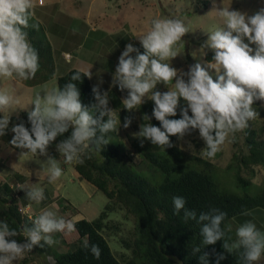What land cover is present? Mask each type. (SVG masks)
<instances>
[{
	"label": "clouds",
	"instance_id": "9594fccd",
	"mask_svg": "<svg viewBox=\"0 0 264 264\" xmlns=\"http://www.w3.org/2000/svg\"><path fill=\"white\" fill-rule=\"evenodd\" d=\"M33 8L34 0H0V78L26 81L33 79L39 70V54L26 31L29 27L39 28L37 24H30ZM217 14L225 27L211 31L206 44L214 51V63L209 67L218 74L215 82L199 63L191 66L187 73H178L170 62H166L178 56L179 48L184 47L182 37L189 31L179 18L153 20L150 30L139 38L144 53L140 54L132 44H128L119 57L113 86H118L121 92L127 90L128 95L122 104L130 112L141 106L145 97L154 102L152 115L161 127L144 123L136 135L163 151L174 146L170 136L182 140L190 130L198 129L206 144L205 155L214 158L226 141L235 140L236 133L246 129L249 121L259 115L253 104L256 100H264V8L247 15L223 7ZM245 38L248 43L244 42ZM250 45H255V48ZM133 52L137 53L134 59L131 56ZM221 70L223 75L219 74ZM184 75L188 77L187 82ZM84 76L91 79V72L88 70ZM80 80L79 72L71 76V81ZM158 84L165 85L168 91H154ZM92 91L97 103L89 109L81 103L76 83L68 82L63 89L58 86L46 88L43 95L37 94L32 101L35 107L28 113L31 130L23 123L13 126L11 145L27 150L21 156L47 155L49 145L71 130L70 136L56 146L65 164H83L87 154H99L109 143L107 134L117 130L118 121L114 117L115 111L108 107V92L101 94L99 87ZM180 98L187 101L188 108L182 111L181 119H169L177 115ZM15 103L12 95L0 91V113H6ZM144 120L149 121V117L145 115ZM131 123V119L125 118L123 127L128 128ZM8 125L9 115H4L0 119V137L6 134ZM62 175L60 162L49 158L40 179L47 177L48 183L55 184ZM16 187L25 190L27 199L36 204L46 199L40 183L30 186L17 184ZM172 203L175 214L183 211L185 222L191 220L201 225L203 245L223 241V249L228 253L242 250L244 264H254L264 254V232L258 230L254 223L249 221L239 226L236 239L232 240L227 235L231 232V225H227L226 230L222 228L227 215L225 212L214 208L197 215L195 210L186 207L185 198L180 196L173 197ZM74 231L75 218L66 220L47 208L34 218L30 227L24 225L20 232L10 228L7 221L0 222V264H14L34 246L58 244L60 241L54 238L55 234L67 235ZM21 232L25 237L24 243L8 239ZM84 248L90 249L95 259H100V247L89 245L87 237ZM192 254H199L200 264H208V253L201 247H194ZM224 258L218 255L217 264Z\"/></svg>",
	"mask_w": 264,
	"mask_h": 264
},
{
	"label": "trees",
	"instance_id": "16d2710c",
	"mask_svg": "<svg viewBox=\"0 0 264 264\" xmlns=\"http://www.w3.org/2000/svg\"><path fill=\"white\" fill-rule=\"evenodd\" d=\"M30 24L39 26L38 30L32 27L26 29L29 41L39 54V70L33 79L14 80L26 87H36L55 77L56 65L52 45L43 27L33 18H31ZM129 36L125 35L120 38L123 46L128 43ZM112 49L116 52L115 54H118L115 44L112 45ZM213 57L214 53L207 54L205 60L212 62L214 61ZM77 72L81 74V80L71 81V76ZM84 74L76 69L69 70L64 76L57 79L56 84L63 89L68 82L76 83L80 91L81 103L91 109L97 101L90 79ZM155 91L160 92V88L157 87ZM108 95L115 116L121 120L131 119L133 130L139 133L140 127L144 123L161 127L159 121L155 120L152 115L155 105L150 99L145 100L141 106L130 112L122 104L119 88L109 90ZM187 108V101L180 98L177 115L169 117V119H181L182 111ZM262 113L264 114V112ZM188 114L192 115L190 109H188ZM145 115L149 117V121L144 120ZM2 118L3 115L0 113V119ZM104 119L106 121L107 117ZM20 123H23L29 131L31 130L28 112L21 111L18 115L9 118L8 129L6 134L0 137V141L14 151L27 152L26 149L15 148L10 143L14 137L11 129ZM70 134L71 130L58 136L49 145L47 151L50 152L51 158L61 157L56 146ZM107 138L109 143L103 146V150L99 154L89 153L84 157L83 164H74L73 166L78 178L101 192L106 197L107 203L94 220L75 221L76 231L67 235L58 233L61 243L66 245L65 252H59L52 246H35L37 255L42 259L45 255L52 256L54 264H200L199 254L195 256L192 254V249L199 246L203 252L208 253V264H217L218 255L225 257L219 261V264H244L241 259L242 250L228 253L223 249V241H217L214 245H203L201 225L191 220L185 222L183 211L175 214L172 200L176 196L185 198L186 207L195 210L197 215L209 212L214 208L225 212L226 219L222 223V228L225 230L228 222H233L239 227L250 221L263 232L262 224L254 221L253 216L257 212L264 214V187L260 188L259 193L254 196L228 193L222 185L223 172L221 173L220 169L210 160L179 148L176 145L177 136L169 137L174 146L163 151L149 140L136 135L134 139H129L134 153L141 157V161L146 166L161 177L158 183L152 184L138 171L128 155L126 144L119 138L116 131L108 133ZM233 143L234 151L224 171L225 173L234 172L233 179L237 187H253L252 179L255 176L256 167L264 166V141L257 138V132L248 124L245 129L244 143L240 146L236 137ZM13 178L22 180L23 183L27 180L18 173ZM24 204L25 202H22L17 193L13 191L10 183L0 176V222L7 221L10 228L18 232L24 225L30 227L32 221L21 210ZM66 205L67 209H70L71 204L66 202ZM118 210H124L134 218L135 238L132 242H124L125 247L131 250L132 256L122 261L113 254L102 235L104 230L118 229V226L109 220V216ZM71 217L74 216L70 215L65 219L69 220ZM71 235L77 239L76 244H73L72 247L67 246V243L68 245L71 243L67 241V236ZM227 235L232 240L236 239V233L234 235L228 232ZM85 237H87L89 245L96 244L100 247L101 257L99 260L94 258L90 249L84 248ZM8 239H15L17 243L25 242L22 232L20 235ZM26 261L27 259H24V262Z\"/></svg>",
	"mask_w": 264,
	"mask_h": 264
},
{
	"label": "rangeland",
	"instance_id": "374dc122",
	"mask_svg": "<svg viewBox=\"0 0 264 264\" xmlns=\"http://www.w3.org/2000/svg\"><path fill=\"white\" fill-rule=\"evenodd\" d=\"M223 7L253 15L264 8V0H34L33 9L40 12V19L38 21L36 15L32 18L41 24L52 45L56 65L55 77H62L72 69L83 73L89 70L92 88L99 87L103 94L109 90L118 89V86H113V77L119 57L126 45L132 44L140 54H143L144 49L139 38L150 30L153 20L161 18L182 19L189 29L188 33L182 37L184 47L179 48L178 56L166 62H170L178 73H187L191 66L199 63L214 82L217 81L216 70L209 67L214 61L207 62L205 56L214 53L212 49L206 47L209 33L216 28L225 27L223 20L217 14ZM53 26L56 30H52ZM125 35H130V39L123 46L120 38ZM244 42L248 43L246 38ZM113 44L118 48V54L113 51ZM250 47L255 48V45H250ZM136 54V52L131 54L133 59ZM219 74L223 75V70ZM53 79L43 85L26 87L14 79L0 78V91L12 95L16 100L13 107L2 115H9L11 118L21 111L28 113L33 111L35 106L32 101L35 96L43 95L46 88L57 86V79ZM183 79L187 82V75H184ZM157 87L160 88L161 93L168 91V88L163 84H158ZM127 95V90L120 91L122 101ZM147 99L145 97V100ZM108 107L113 110L110 103ZM253 107L259 115L248 124L257 132V138L264 141V114L262 113L264 112V100L254 101ZM114 117L118 121L116 134L126 144L132 162L149 182L158 183L160 175L146 166L129 144V139H134L138 132L133 130L131 125L124 128L125 120L117 118L115 114ZM244 140L245 129L236 133V141L240 146ZM176 145L189 153L198 154L216 165L221 173L223 172L222 185L228 193L254 196L259 193L260 188L264 187V166L256 167V173L252 179L254 185L249 188L235 185L234 172L225 173L224 169L234 151L233 141H226L214 158H208L205 155L203 150L206 148V144L200 137L198 129L190 130L182 140L178 138ZM22 152L26 153V151ZM22 152L14 151L0 141V161H3V165L0 167L2 168L0 170L1 178L13 182V185L17 182L23 183L22 180L13 178L18 173L27 179L23 185L30 186L40 183V186L44 188L46 199L40 204H36L27 199L25 190L14 186L13 191L17 193L22 202H25L21 207L24 214L36 217L43 209L47 208L54 210L58 216L64 219L73 215L74 217L71 219L75 218V221L81 219L92 221L102 211L107 203L106 197L93 186L78 178L73 168L74 164H65L63 156L59 155L61 157L56 160L60 162L63 169L60 180L55 184L48 183L47 177L41 179V182L34 181L31 178L37 173H39V178L41 177L43 167H46L48 159L51 158L50 152L47 151V155L21 156ZM6 175L8 177H5ZM66 202L71 204L70 209H67ZM53 206L55 207L53 208ZM109 220L116 224L118 229L104 230L102 235L113 254L120 261L126 260L132 255L131 250L125 247L124 242H132L135 238L134 218L124 210H118L109 216ZM253 220L262 224L264 228V214L257 212L253 216ZM227 225H231V233L235 235L238 225L233 222H228ZM262 231L264 232V229ZM54 238L60 242L53 245L52 248L59 252H65L66 245L61 243L58 233ZM67 241L71 242L69 245L67 243V246L72 247L73 244H76L77 239L71 235L67 236ZM24 259L27 261L24 262ZM43 259L36 254L34 246L31 252H26L23 258L15 261L14 264H54L53 257L50 255H45ZM254 264H264V255Z\"/></svg>",
	"mask_w": 264,
	"mask_h": 264
},
{
	"label": "crops",
	"instance_id": "0c3cea01",
	"mask_svg": "<svg viewBox=\"0 0 264 264\" xmlns=\"http://www.w3.org/2000/svg\"><path fill=\"white\" fill-rule=\"evenodd\" d=\"M43 6V5H42ZM42 6H39V7H42ZM33 12H34V15H36V18H37V20L39 21V15H40V12L38 11V10H34L33 9ZM38 13V14H37ZM33 15V16H34ZM52 28V30H56V28H55V26H53V27H51ZM56 73V72H55ZM58 77H55L54 79L56 80ZM53 79V80H54ZM2 165H3V161H0V167H2ZM2 168H0V170H1ZM22 175V174H21ZM39 173H37L36 174V176H32V180H34V181H39V182H41V179L39 178ZM5 177H8V175H6ZM7 181V180H6ZM8 182V181H7ZM9 183H10V186H11V188L14 190V186L16 187V185L17 184H24V183H15V185H13V182H11V181H9ZM262 255H264V254H262Z\"/></svg>",
	"mask_w": 264,
	"mask_h": 264
},
{
	"label": "built area",
	"instance_id": "2783aa9c",
	"mask_svg": "<svg viewBox=\"0 0 264 264\" xmlns=\"http://www.w3.org/2000/svg\"><path fill=\"white\" fill-rule=\"evenodd\" d=\"M67 57V56H66ZM28 216V218L31 220V221H33L34 220V218H35V216L33 217V216H31V215H27Z\"/></svg>",
	"mask_w": 264,
	"mask_h": 264
}]
</instances>
